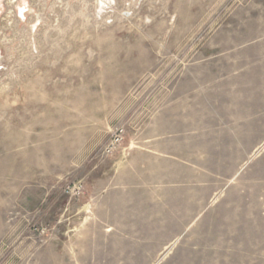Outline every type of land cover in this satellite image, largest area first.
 I'll use <instances>...</instances> for the list:
<instances>
[{
    "label": "rangeland",
    "instance_id": "374dc122",
    "mask_svg": "<svg viewBox=\"0 0 264 264\" xmlns=\"http://www.w3.org/2000/svg\"><path fill=\"white\" fill-rule=\"evenodd\" d=\"M0 264H264V0H0Z\"/></svg>",
    "mask_w": 264,
    "mask_h": 264
},
{
    "label": "bare ground",
    "instance_id": "6f19581e",
    "mask_svg": "<svg viewBox=\"0 0 264 264\" xmlns=\"http://www.w3.org/2000/svg\"><path fill=\"white\" fill-rule=\"evenodd\" d=\"M153 36V35H152Z\"/></svg>",
    "mask_w": 264,
    "mask_h": 264
}]
</instances>
